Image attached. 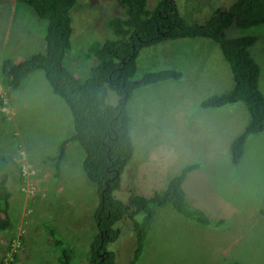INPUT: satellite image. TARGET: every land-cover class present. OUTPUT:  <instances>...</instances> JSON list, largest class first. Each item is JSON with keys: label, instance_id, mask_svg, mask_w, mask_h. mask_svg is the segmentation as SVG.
<instances>
[{"label": "rangeland", "instance_id": "1", "mask_svg": "<svg viewBox=\"0 0 264 264\" xmlns=\"http://www.w3.org/2000/svg\"><path fill=\"white\" fill-rule=\"evenodd\" d=\"M234 1L175 3L187 23L200 25ZM159 2L148 0V7L154 9ZM78 4L72 10L74 32L65 63L85 79L95 59L87 57L88 47L115 37L109 21L114 16L126 17V10L117 0H82ZM47 26L48 20L28 3L0 0V63L6 58L17 62L43 50ZM229 33L259 37L251 52L261 68L264 93V25L231 27ZM137 66L134 81L163 69H177L182 76L134 89L127 108L135 151L114 195L128 206L131 192L151 195L162 191L171 176L193 164L197 168L189 170L183 184L187 205L202 211L210 221L204 224L186 217L171 203L156 206L138 264H264V131L249 135L241 160L235 164L230 144L249 121L247 107L242 102L222 108L202 103L234 84L219 43L205 36L161 40L141 48ZM2 75L4 106L0 112H7L5 117L0 113V145L15 161L23 159L24 174L36 177L27 187L32 196L25 195L20 206L22 186H15L18 194H13L14 205L8 211L18 227L32 230L24 235L20 264H59L49 237L44 236L48 221L62 226L58 225L59 233L75 250L73 263L88 264L89 248L98 234L93 212L99 196L95 184L84 175V149L76 141L68 144L59 176L54 175V164L49 161L62 139L73 133L71 111L52 91L43 70L31 71L14 89H5ZM117 96L112 90L107 101L118 104ZM31 179L26 183L30 185ZM71 207L73 218L68 215L64 222L62 216ZM115 227L119 236L107 249L115 252L116 264H130L136 247L130 215ZM8 242L9 237L2 236L0 246L5 248ZM44 242L46 247H36Z\"/></svg>", "mask_w": 264, "mask_h": 264}, {"label": "trees", "instance_id": "2", "mask_svg": "<svg viewBox=\"0 0 264 264\" xmlns=\"http://www.w3.org/2000/svg\"><path fill=\"white\" fill-rule=\"evenodd\" d=\"M18 1L28 3L41 18L48 20L45 47L17 63L6 58L0 63L3 74L1 77L5 89H14L22 84L31 71L41 69L52 91L65 100L71 111L73 133L62 139L57 154L50 159L54 164V175L59 176L68 144L76 141L84 149L82 166L85 176L95 184L100 195L95 218H98L100 229L104 232L103 239L99 236L90 245L86 258L88 264H116L115 252L107 249V244L119 236L114 225L126 214L132 219L136 236L135 252L130 264H138L143 253L156 206L171 203L186 217L208 224L209 218L198 209H190L185 198L183 184L189 170L197 168L193 164H188L181 172L171 176L166 189L162 191H155L151 195L133 191L128 206L113 196V191L120 187L121 175L135 151L127 108L134 89L140 85L179 79L182 76L177 69H163L147 72L134 81L138 68L137 58L143 46L165 39L205 36L219 43L232 69L234 84L230 90L208 97L202 103L206 107H219L242 102L247 107L249 121L230 144L231 158L238 164L249 135L264 131V93L260 88L261 68L251 52L259 37L235 36L229 32L231 27L264 25V0H235L229 7L219 8L216 15L200 25L187 23L175 0H160L154 9L148 7V0H118L126 10V17L114 16L110 19L109 25L114 30L115 37L102 42L95 41L88 47L87 57L95 59L85 79H80L65 63L74 32L72 10L79 0ZM112 90L121 97L117 105L107 101V94ZM2 106L4 103L0 94V107ZM6 112L0 113L5 117ZM21 161H15L0 145V238L9 237L6 249L0 254V264H16L23 251L24 235L32 233L25 225L18 227L8 213L12 208L11 203L14 205L13 194H22L19 206L23 204L25 195L32 196L23 186L28 175L33 173L24 174ZM18 184L22 188L17 193L14 188L17 189L15 186ZM102 193L105 201L102 200ZM45 225L44 236L46 234L49 237L58 263L74 264V248L66 245L52 222ZM14 227L17 228L13 229ZM15 239L21 242L17 251H12ZM44 244L45 242L36 247H46ZM80 255L78 250V261L82 260Z\"/></svg>", "mask_w": 264, "mask_h": 264}, {"label": "clouds", "instance_id": "3", "mask_svg": "<svg viewBox=\"0 0 264 264\" xmlns=\"http://www.w3.org/2000/svg\"><path fill=\"white\" fill-rule=\"evenodd\" d=\"M82 1V0H81ZM81 1H80V5H81ZM118 1V0H117ZM119 3V2H118ZM78 4V5H79ZM120 4V3H119ZM110 26V25H109ZM111 27V26H110ZM112 29V28H111ZM47 30V29H46ZM24 59V58H23ZM22 60V59H21ZM20 61V60H19ZM19 61H17V62H19ZM16 61L15 62H13V63H17ZM181 78V77H180ZM234 81V80H233ZM158 83V82H157ZM110 92V91H109ZM118 97V96H117ZM121 99V97L119 96V100ZM130 100V99H129ZM129 103V102H128ZM236 103H240V102H236ZM229 104V103H228ZM115 105H117V104H115ZM225 105H227V104H225ZM225 105H223V106H225ZM223 106H219V107H211V108H222ZM245 126H246V124H245ZM244 126V127H245ZM244 129V128H243ZM232 141V140H231ZM67 148V147H66ZM49 161H51V159L49 160ZM64 161H65V159L63 160V164H64ZM131 162V161H130ZM129 162V163H130ZM128 167H129V164H127L126 165V168H125V170H124V172L128 169ZM62 170H63V165H62V168L60 169V172L59 173H61L62 172ZM124 172H123V174H124ZM85 175V174H84ZM28 177L30 178V177H32V181H31V184L29 185L28 183H26V185L23 187L26 191H27V193L29 194V192H28V190H27V187L28 186H32V184H33V181L34 180H36V177L35 176H33V175H28ZM28 178V179H29ZM27 179V180H28ZM88 179V178H87ZM121 185H122V177H121V183H120V187H121ZM117 190V189H116ZM131 190V189H130ZM115 191V190H114ZM114 191H113V196L114 197H116L115 195H114ZM96 193L98 194V192H97V189H96ZM31 194V193H30ZM130 195H132V192H131V194ZM98 196H99V199H98V201H97V205H96V207H95V209H94V212H93V218L96 220V227H97V230H98V234H97V236L95 237V239H94V241L97 239V238H99V236L101 237V239H103V237H104V232L103 231H101V229H100V225H99V221H98V218L96 219L95 217V213H96V210H97V208L99 207L98 205H100V195L98 194ZM116 198H118V197H116ZM119 199H121V198H119ZM102 200L103 201H105V196L103 195V193H102ZM122 201H124L123 199H121ZM125 202V201H124ZM126 204V203H125ZM127 205V204H126ZM98 206V207H97ZM74 209V207H71L69 210H67V211H65L64 212V215L62 216V218H63V220H64V222H65V220H66V216H68L69 215V217L72 219L73 218V214H72V210ZM49 210H50V208H49ZM78 211H76V213H75V216H76V219H75V217H74V221H75V223H77L78 224ZM123 218V217H122ZM121 218V219H122ZM121 219H119V221L121 220ZM119 221H117V222H119ZM47 222V221H46ZM49 222V221H48ZM116 222V223H117ZM60 227H62L60 224H53V226L55 227V229L56 230H59L58 228H59V226ZM114 227H115V225H114ZM116 228V227H115ZM1 239V238H0ZM15 241V240H14ZM19 241H21V240H19ZM94 241H93V243H94ZM110 242V241H109ZM101 245H103V243L101 244ZM108 245V244H107ZM7 246V245H6ZM17 248H18V244H15L14 242H13V246H12V251H17ZM6 249V247L4 248V250ZM4 252V251H3ZM22 253H23V251H21V253H20V255H19V257H21L22 256ZM1 254V253H0ZM102 255V254H101ZM132 261V260H131ZM131 263V262H130ZM16 264H20V258H19V260H18V262L16 263Z\"/></svg>", "mask_w": 264, "mask_h": 264}, {"label": "crops", "instance_id": "4", "mask_svg": "<svg viewBox=\"0 0 264 264\" xmlns=\"http://www.w3.org/2000/svg\"><path fill=\"white\" fill-rule=\"evenodd\" d=\"M237 133H238V132H237ZM235 135H236V134H235ZM235 135H234V137H235ZM234 137H233V138H234ZM3 251H4L3 246H2V247L0 246V253H1V252L3 253Z\"/></svg>", "mask_w": 264, "mask_h": 264}]
</instances>
